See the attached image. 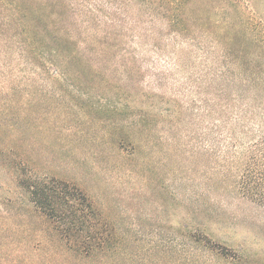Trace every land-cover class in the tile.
I'll return each instance as SVG.
<instances>
[{
  "label": "trees",
  "instance_id": "obj_1",
  "mask_svg": "<svg viewBox=\"0 0 264 264\" xmlns=\"http://www.w3.org/2000/svg\"><path fill=\"white\" fill-rule=\"evenodd\" d=\"M196 5L197 0H0V41L12 45L14 40L21 56L49 80L72 86L76 100L106 91L94 84L103 76L97 65L120 64L129 80L150 73L160 86L166 79L160 63L168 56L167 42L175 45L174 65L181 61L179 53L200 39L224 45L219 60L225 66H215L211 81L214 142L227 152L234 189L264 208V19L252 15L242 20L244 32L214 36L199 29L209 22L197 15ZM103 101L90 111L115 113L118 120L108 119L119 129L128 122L157 124L156 116L147 115L131 97L113 105ZM10 109L7 104L0 111V189L9 191V197L0 193V264H45L46 256L65 264H115L122 244L115 226L78 185L44 170L21 148L25 119ZM182 111L174 100L169 116L181 117ZM187 236L201 256L227 264L261 263L243 244L234 249L208 225H198Z\"/></svg>",
  "mask_w": 264,
  "mask_h": 264
},
{
  "label": "rangeland",
  "instance_id": "obj_2",
  "mask_svg": "<svg viewBox=\"0 0 264 264\" xmlns=\"http://www.w3.org/2000/svg\"><path fill=\"white\" fill-rule=\"evenodd\" d=\"M196 9L209 22L199 29L214 36L244 32L242 20L252 15L264 19V0H197ZM0 42V111L12 104L10 111L25 119L21 148L44 170L78 185L115 226L122 243L115 264H227L193 248L187 235L200 224L234 249L243 244L264 264V208L234 189L227 152L214 142L211 81L215 66H225L219 60L224 45L200 39L191 50L179 48L181 61L174 65L175 45L167 42L160 86L150 73L129 80L120 64L97 65L103 76L94 84L106 91L80 96L77 103L72 86L49 80L14 40ZM130 97L156 116V126L128 122L119 129L108 119L118 120L115 113L90 111L101 98L113 105ZM174 100L183 106L178 118L169 116ZM8 192L0 189L6 197ZM44 263L65 264L48 256Z\"/></svg>",
  "mask_w": 264,
  "mask_h": 264
}]
</instances>
